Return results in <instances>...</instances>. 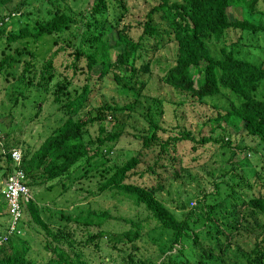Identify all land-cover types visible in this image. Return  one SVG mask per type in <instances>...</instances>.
Returning <instances> with one entry per match:
<instances>
[{
  "label": "trees",
  "instance_id": "1",
  "mask_svg": "<svg viewBox=\"0 0 264 264\" xmlns=\"http://www.w3.org/2000/svg\"><path fill=\"white\" fill-rule=\"evenodd\" d=\"M45 1L52 9L46 11L44 18H33L26 10L28 0H0V74L6 85L16 82L17 88L21 86L17 89L20 98L26 97V91L41 98L34 100L36 118L40 106L48 101L63 114L58 126L37 148L22 153L19 168L30 192L38 188L51 192L59 187L52 204L64 209L52 211L32 198L21 199L20 234L7 235L8 208L0 193V238L6 237L0 243V264H92L75 250L72 224L82 246L92 244L94 250L103 254L104 260L99 264L112 260L109 250L101 247L104 242L124 264H264V64L239 57L235 46L229 51L221 48V58L214 57L208 49L212 44H230L229 32L238 34L236 44L243 32L253 35L264 30L262 22L249 19V15L261 13L259 4L264 0H153L144 20L136 24H122L129 0ZM236 9L245 10L247 18L238 12L240 18L231 19L228 12ZM27 19L24 24L22 20ZM16 23L21 25L14 31L12 26ZM130 25L141 30L137 39L129 35ZM45 40L51 50L40 61L30 43ZM166 44L174 48L172 60L155 56ZM59 53L70 57L64 66L70 69V75L64 74L61 82L58 79L63 72L55 66ZM23 55L27 59L15 76L9 70L21 62ZM95 69L98 72L90 74ZM157 74L160 84L179 98L178 107L194 106L195 101L205 104L207 98L216 95L229 98L231 105L212 104V115L194 130L181 128L180 124L164 127L163 110L159 108L164 102L157 96L148 98V79H143ZM80 77V91L71 94L69 85L73 80L80 81ZM107 86L109 96L102 93ZM156 114H160L159 119ZM172 115L175 120L178 118L176 109ZM138 117L145 121L144 128L131 126ZM129 128L140 138L133 156L119 165L97 158L107 154L105 147L119 145ZM228 130L230 135L226 136ZM218 131L221 133L215 135ZM231 131L237 132L231 136ZM240 136L253 140L257 146L246 144L241 148L239 143L234 144L232 138L240 142ZM183 143L190 144L188 154H193L191 161L196 166L199 161L205 164L216 150L222 153L229 149L230 158L237 152L257 156L258 171H253L250 178L244 176L242 185L233 181L234 185L228 186L221 180L214 185V193L203 194L191 209L186 210L182 204L179 209L186 211L178 218L155 196L162 187L161 174L156 171L179 162L172 154ZM20 144L8 133H0L4 181L15 169L10 150L19 149ZM149 152L155 153L153 163L137 172ZM236 165L231 164V172L237 171ZM173 175L177 177L179 173ZM225 176L224 173L219 178ZM236 179L240 180V176ZM222 185L226 187L222 189ZM83 194L78 200L77 196ZM94 197L127 202L133 212L120 215L112 214L111 209L89 207L66 214L68 207ZM221 199L230 206L225 205L220 211ZM24 216L28 217L26 227ZM110 221L121 226L112 231L108 229ZM23 231L42 235L43 240L33 241L43 251L41 256L39 252L32 255L31 241ZM154 233L168 235L171 240L146 241V235ZM144 240V251L156 247L158 257L144 258L137 245Z\"/></svg>",
  "mask_w": 264,
  "mask_h": 264
},
{
  "label": "rangeland",
  "instance_id": "2",
  "mask_svg": "<svg viewBox=\"0 0 264 264\" xmlns=\"http://www.w3.org/2000/svg\"><path fill=\"white\" fill-rule=\"evenodd\" d=\"M69 3L72 2V0H68ZM83 0H77V3L82 2ZM86 2L91 0H84ZM153 0H129L128 1V13L125 15V18L122 21V24L129 22L136 24V22H140L144 20V15L149 10L151 4L153 5ZM62 1H60L61 5ZM87 6H89L87 4ZM233 7H230L232 9ZM259 8L262 9L261 13L264 12V2L259 4ZM52 9L51 5H49L45 0H28V6H27V12H30L34 17H40L44 18L46 17V11ZM80 9H83V5L80 7ZM113 12V11H110ZM238 12L247 18V12L244 10H229V17L231 19H238L239 14ZM3 14V12H1ZM256 13L249 15V19L253 21L255 19L258 22H262V25L264 26V14ZM110 17V16H109ZM28 18V17H27ZM255 21V22H256ZM22 22L25 24L28 22V19L26 21ZM102 22L99 21V24ZM20 23H16L14 26H12V30H18ZM7 30H11L10 27H8ZM141 30L138 31L132 29V25H130V32L129 35L132 36V38L137 39L140 35ZM236 36L238 34H234L233 32H229L227 34V37L230 39L228 45H225L224 43H221L220 45H208V49L210 53L216 57L221 58L220 49L225 48L226 51H229L233 49V47H236V50L240 52L239 57H244V59L249 60L251 62H254L256 64H264V30L258 31L255 34H251L250 32H243L240 35V40L238 43L234 44L237 40H235ZM67 36L65 35L64 39H66ZM47 40V39H46ZM38 41L37 43H30L31 50L34 52H37L38 54H35L37 59L42 61L49 53H50V46L48 41ZM61 43L60 45H62ZM20 46V45H19ZM59 46V45H57ZM57 46H55L52 50L54 51ZM147 48H152V45H147ZM55 58V66L59 69V71L63 72L60 73L59 81L61 82L62 78L65 77L64 74L67 76L70 75V69H66L64 66L68 64L70 61V57L68 54H56ZM157 58L160 59H167L172 60L174 57V48L172 44H169L165 46L164 49L160 50L156 55ZM1 58V57H0ZM26 56L23 55L20 57L21 62L17 63L11 71L12 74H15V76L20 73L22 69V65L26 60ZM83 63H81L80 66H82ZM98 72V69L93 70L90 74H96ZM79 78V77H78ZM81 80H73L71 84L68 87V91H70L71 94L74 92L80 91V86L83 82L82 77H80ZM144 80L148 79V85L145 90V94L149 95L148 98H162L163 104L159 106L163 110V115L161 117L162 123L161 125L164 127H171L175 124H180L181 128H187L189 130H194L199 124L203 123L207 117L212 115L214 112V108L212 107V104L218 105V106H224L229 107L230 100L229 98L225 97L224 95H216L209 97L205 100V104H200L197 101H195L194 106H180L178 107L176 104L179 102V98L174 94L173 90L162 86L159 81V74L152 75L151 77L143 76ZM21 86L17 88L16 82H11L6 85L3 81L2 74H0V133L4 135L5 133H8L12 139L19 140L20 144V151L24 153L25 150L33 151L34 148H37L40 143L45 139V137L49 134V132L58 126L60 120L63 118L62 112H59L56 108V105L52 104L51 101L46 102L44 105L39 106L41 107V111L37 113V118L34 116L35 112H38L36 110V107L34 108L33 105H35L34 100H40L41 98H38L37 94L33 91H30L27 93L25 92V98L19 97V92L17 89H20ZM107 88V89H106ZM102 89V93L105 96H109L111 93L109 90V86ZM35 94V95H34ZM230 97V95L228 94ZM156 99V98H155ZM230 99H233L230 97ZM150 99H147L149 101ZM153 104L156 105L157 101H153ZM140 106H142L143 110L146 111L145 104L142 102L140 103ZM174 109H176L177 119H174V116L172 115ZM159 110V109H157ZM155 118L159 119L160 114H156ZM138 117L137 121H131V126H134L136 124L139 125V127L144 128V122L146 121L147 117L145 116L144 120ZM109 120V118L107 119ZM109 122L106 123V125ZM110 124V123H109ZM110 126V125H109ZM237 131L233 132L231 131V136L235 135ZM125 133L127 135H123L120 139L119 145H117L115 148L105 147L104 151L107 153L105 156H98L97 158L101 159H108L110 160V164H122V162L131 156H133L138 149V141L140 138H138V135L136 132L132 131V129H126ZM221 132L218 131L215 135L220 134ZM225 135H230V130L225 133ZM135 138L136 140H134ZM229 138V137H228ZM230 139V138H229ZM234 144L239 143V147H243L246 144L248 146H251L255 148L257 145L253 140H249V138L240 136L239 140L240 142H237V138H232ZM236 140V142L234 141ZM252 148V149H253ZM190 144L183 143L178 144V148L176 152L172 155L177 156V161L172 163L170 167L163 166L157 169V173L161 174V184L162 187L157 193L155 194L156 198L160 200L165 207L171 211L175 216L178 218L182 217V213H184L186 210L191 209L196 205V199H201L203 194L210 195L214 193V185L216 183H219L221 180L224 184H228V186L234 185L235 182H240L241 185L244 184V176L251 177L253 171H258L257 169V156H252L249 152H237L236 155L233 158H230V150L228 151H222V153L218 150H216L215 155L208 158L205 164L203 161H199V165L196 166L195 163L191 161V157L193 154H188L191 151ZM207 155V154H206ZM180 157V160L179 158ZM207 157V156H206ZM257 157V158H256ZM145 160L139 167H137V172H143L145 169V166H149L153 163L155 159V153L149 152L144 157ZM256 159V160H255ZM237 164V171L231 172V164ZM160 164H165L162 161ZM5 162L0 159V193L5 185V181L2 178V171L1 169L4 167ZM182 169H185V172L182 171ZM227 171V172H225ZM173 172H178L179 175L177 177H174ZM185 173V174H184ZM225 173V177L219 178L221 174ZM263 173V172H262ZM236 176H240V180L236 179ZM233 179V180H231ZM234 181V183H232ZM67 184H70V182H67ZM226 186L222 185V189H224ZM228 189V188H227ZM238 192L240 190L236 189ZM60 191L59 187L54 188L51 192H45L41 188L38 189H32L31 195L32 199L42 206L50 207L52 211H55L58 208H62V206L57 207L56 205L52 204L53 200H55L57 197H55L58 192ZM245 193L246 191L243 190ZM83 195H78L77 199H81ZM1 199V198H0ZM3 200V199H2ZM189 201V202H188ZM220 202L221 205L218 206V209L221 211L225 205L230 206V203L226 201L225 199H221ZM60 204V203H59ZM185 205L187 206L186 210L179 209L180 206ZM128 203H117L115 199H101L100 197H94L90 198L88 200H83L77 205H72L65 210L66 214H75L76 212H79L80 209L86 210L89 207L92 208H99V209H111L112 214H120V215H129L133 211L128 209ZM64 209V208H62ZM4 212V211H3ZM23 217V216H22ZM57 216L54 217L56 219ZM28 217L24 216L23 224L26 227V221ZM6 220H9L6 218ZM258 220V219H257ZM62 222V221H61ZM111 226L108 229H111L112 231L118 230L119 224L116 222L110 221ZM252 224V223H250ZM23 225V227H24ZM24 227V228H25ZM33 227H36L33 225ZM76 228L75 225L72 224V227L70 228V231L73 234V238L76 240L75 250L81 251L83 254V258L90 261L92 264H99V262L103 258V254L99 253L98 251L94 250L92 247V244L88 246H82L79 241L81 238L79 237L78 232H75L74 229ZM38 229V228H37ZM25 230V229H24ZM24 237L26 239H29L31 241V250L32 255L34 256L36 252H39V256L43 254L42 250H39L40 248L38 246V243L33 242L34 239H42V235L39 234L37 237L34 232H25ZM157 233H154L152 236L148 237V234L146 235V241H149L148 238H159L162 241L165 240H171V238L168 235H156ZM168 234V233H167ZM144 240L142 243L137 244L139 248H141V252H143V256L145 259L150 258L151 256H154V258L158 257V249L156 247H153L149 250L144 251V245L146 243ZM98 243V242H97ZM62 249H67V246L61 245L59 246ZM101 247L105 249L107 252L109 250V259L112 258V260L108 261V264H124L119 257L116 256L115 250H110L109 244L107 242L101 243ZM156 256V257H155ZM217 258L216 256L213 257V260ZM40 262L42 261L39 260Z\"/></svg>",
  "mask_w": 264,
  "mask_h": 264
},
{
  "label": "built area",
  "instance_id": "3",
  "mask_svg": "<svg viewBox=\"0 0 264 264\" xmlns=\"http://www.w3.org/2000/svg\"><path fill=\"white\" fill-rule=\"evenodd\" d=\"M14 171L5 181L1 191L2 199L6 202L9 215V227L7 235L20 234V223L22 219L21 199L27 201L32 197L25 182L23 171L19 168L22 159V152L19 149L10 150ZM6 239L0 238V243Z\"/></svg>",
  "mask_w": 264,
  "mask_h": 264
},
{
  "label": "clouds",
  "instance_id": "4",
  "mask_svg": "<svg viewBox=\"0 0 264 264\" xmlns=\"http://www.w3.org/2000/svg\"><path fill=\"white\" fill-rule=\"evenodd\" d=\"M20 150V149H19ZM13 173V172H12ZM8 179V178H7Z\"/></svg>",
  "mask_w": 264,
  "mask_h": 264
}]
</instances>
